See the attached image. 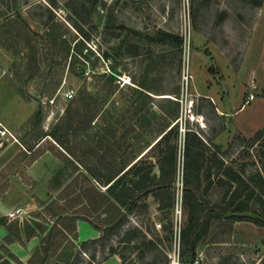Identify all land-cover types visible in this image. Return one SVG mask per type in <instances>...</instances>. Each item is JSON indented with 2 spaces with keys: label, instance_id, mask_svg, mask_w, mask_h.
Returning <instances> with one entry per match:
<instances>
[{
  "label": "rangeland",
  "instance_id": "374dc122",
  "mask_svg": "<svg viewBox=\"0 0 264 264\" xmlns=\"http://www.w3.org/2000/svg\"><path fill=\"white\" fill-rule=\"evenodd\" d=\"M163 33L178 36L181 45ZM0 121L17 139V148H0L6 158L0 198L15 174L29 203L21 205L22 222L3 217L0 223L13 243L39 238L35 264H264V228L250 222H234L229 238L221 221L211 222L195 257L175 247L184 219L186 132L193 175L199 155L205 159L217 146L246 175L264 166V144L252 143L264 131V0H0ZM175 121L167 145L176 147V179L172 190L138 204L148 213L128 206L112 225L93 214L89 220L103 232L77 221L96 231V239H78L75 223V232L62 229L51 244L41 243L57 218L81 212L86 197L99 204L97 193L105 195L103 187H88L79 163L96 164L104 154L119 164L136 160ZM165 147L144 157L156 176ZM42 156L60 165L52 178L36 182L25 169ZM205 187L202 180L200 194L210 204L219 202L213 187L206 193ZM170 196L173 208L157 211ZM168 220L171 235L164 230ZM142 236L156 249L144 252ZM4 238L0 262L25 264Z\"/></svg>",
  "mask_w": 264,
  "mask_h": 264
},
{
  "label": "trees",
  "instance_id": "16d2710c",
  "mask_svg": "<svg viewBox=\"0 0 264 264\" xmlns=\"http://www.w3.org/2000/svg\"><path fill=\"white\" fill-rule=\"evenodd\" d=\"M92 4L95 5L96 1ZM163 37L170 40L174 45H181V39L178 36L163 33ZM177 123L175 121L171 127L162 130L157 141L136 160L131 159L119 164L113 161L111 156L104 154V156H100L97 159L96 164L79 163L83 171L80 177L83 178L88 187L93 191L99 190L95 185L103 187L105 188V195L102 192L97 193L101 199L99 204H93L92 200L86 197L87 204L80 206L83 207L81 212H75L73 216L57 218L55 224L46 232L41 243L51 244L55 235L62 233V229L70 228L72 232H75L77 220H84L94 230L103 232L101 228L89 220L88 217L93 214L95 216L97 214L101 217L103 216L102 222L112 225L114 217H123L122 208L129 206L132 209L139 208L143 213H148L146 205L138 206L141 201L148 197H160L161 192L173 189L176 179V161L174 158L176 147L167 144L175 131ZM189 133L186 132L184 135L185 162L183 166L181 202L184 219L183 227L181 228L180 226L179 236L181 254L189 253L190 256L195 257L196 245L207 234L211 222L221 221V225L228 231L227 238H229L231 226L234 222H250L257 227L264 228V178L261 174L264 171V166L260 170H254L251 174L246 175L244 168L237 170L227 163L224 159L225 153H221L220 147L217 146V151L209 154L207 158L203 159V154L199 155V158L195 161V174L193 175L191 173L193 168L190 157L191 149L188 144ZM52 138L59 147L72 157V152L64 148V146H67L60 137L53 136ZM259 142L264 144L263 130L258 131L252 138L253 144ZM162 144H165L166 147L165 151L160 152L157 160L156 164L159 174L156 176L152 173L154 166L151 163L145 166L146 159L144 157ZM63 157L68 162L64 155ZM201 158L203 159L202 161H200ZM75 169L77 171L78 168L75 167ZM202 171L205 172V175L201 179ZM202 180L206 182L205 193L213 187L212 194L218 198L219 202L210 204L200 194ZM74 205L70 207L73 209L77 205H81V202L79 204L74 203ZM173 206L174 200L170 196L168 202L160 204V207L156 210L168 213L167 211H170ZM164 230L170 235L172 234L171 220H168V226ZM41 231L44 232L45 230L41 229ZM135 231L142 234L138 229H135ZM7 232H9V235L4 238V242L11 244L14 242V238L11 236L9 229ZM142 237L144 239L142 242L144 252L156 249L152 241L146 240L145 236ZM93 243L96 244V241ZM10 257L17 261L14 256ZM39 257L40 253L37 248L32 253L28 264H35L33 260H39ZM0 264L11 263L2 260Z\"/></svg>",
  "mask_w": 264,
  "mask_h": 264
},
{
  "label": "crops",
  "instance_id": "0c3cea01",
  "mask_svg": "<svg viewBox=\"0 0 264 264\" xmlns=\"http://www.w3.org/2000/svg\"><path fill=\"white\" fill-rule=\"evenodd\" d=\"M10 147L13 149L17 148L14 144H11ZM5 159L4 156L1 157L0 155V166L5 163ZM59 165L60 164L56 159L42 156L33 160L30 165L26 166L25 174L36 182H41L42 180L46 181L55 175L53 170L55 167H59ZM7 181L8 188L4 193V197L0 198V219L6 217L7 213L16 208H22L26 211V208H23L21 205L24 202L28 203V200L25 198V190L23 189L24 184L18 175H10L7 178ZM44 192L47 193L46 189L42 187V193ZM9 197L11 200L8 199ZM76 230L78 233V239L82 241L92 240L98 237V233L82 221H76ZM6 235L7 232L4 229V226L0 223V239L4 238ZM38 245L39 238L34 236L28 239L22 238L21 244L12 243L8 248L21 261L24 260L23 263L26 264L30 254L38 247Z\"/></svg>",
  "mask_w": 264,
  "mask_h": 264
},
{
  "label": "built area",
  "instance_id": "2783aa9c",
  "mask_svg": "<svg viewBox=\"0 0 264 264\" xmlns=\"http://www.w3.org/2000/svg\"><path fill=\"white\" fill-rule=\"evenodd\" d=\"M68 97H71L70 94L67 95ZM17 142L16 137L14 136V134L3 124L2 121H0V148H2L4 145H6L7 143H15ZM177 215H181V208H179V210H176ZM26 215V211L23 210L22 208H16L13 211L7 213L6 217L9 219V221L11 220H17L19 222H22L25 218ZM177 225V224H176ZM157 229L161 228L160 224H156L155 225ZM180 221L178 223V237H175V247L177 249V253H179V249H180ZM173 264H179L178 262H176L175 260L173 261ZM194 264H200L199 262H195Z\"/></svg>",
  "mask_w": 264,
  "mask_h": 264
},
{
  "label": "water",
  "instance_id": "95a60500",
  "mask_svg": "<svg viewBox=\"0 0 264 264\" xmlns=\"http://www.w3.org/2000/svg\"><path fill=\"white\" fill-rule=\"evenodd\" d=\"M100 20H101V18H100V16H98L97 17L98 24H100Z\"/></svg>",
  "mask_w": 264,
  "mask_h": 264
},
{
  "label": "bare ground",
  "instance_id": "6f19581e",
  "mask_svg": "<svg viewBox=\"0 0 264 264\" xmlns=\"http://www.w3.org/2000/svg\"><path fill=\"white\" fill-rule=\"evenodd\" d=\"M194 120V119H193Z\"/></svg>",
  "mask_w": 264,
  "mask_h": 264
}]
</instances>
